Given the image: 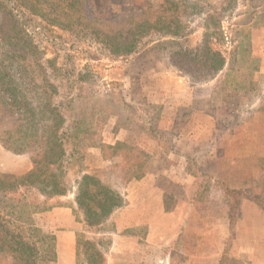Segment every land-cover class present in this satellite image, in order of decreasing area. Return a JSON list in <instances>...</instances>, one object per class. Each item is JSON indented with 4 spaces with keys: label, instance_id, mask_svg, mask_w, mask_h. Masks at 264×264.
I'll list each match as a JSON object with an SVG mask.
<instances>
[{
    "label": "rangeland",
    "instance_id": "obj_1",
    "mask_svg": "<svg viewBox=\"0 0 264 264\" xmlns=\"http://www.w3.org/2000/svg\"><path fill=\"white\" fill-rule=\"evenodd\" d=\"M173 2L87 0L82 11L73 14L72 27L55 26L50 31L43 27V34L34 37L45 49V58L54 57L56 64L76 71L86 67L92 76L90 84L85 83L86 94L71 102V120L83 131L81 169L65 165V182L72 187L80 171L94 174L117 189L129 205L124 212L122 207L115 210L98 230H86L72 212L71 192L48 200V209L35 214L34 222L46 234H53L48 231L56 220L60 223L55 228H65L66 217L74 223L70 264H82V256L76 255L81 234L99 242L106 264L112 238L117 237L115 228L132 221L138 224L139 245H144L146 226L153 221L150 241L155 247L169 244L171 264H194L196 257L215 255L211 253L217 249L206 264H264V0H238L234 10H224V0H199L201 12H213L220 22L217 40L210 28L204 32L207 21L201 13L171 8L165 12ZM147 9L151 20L180 16L186 22L181 31L187 36L172 46L151 33L136 43L135 52L123 56L110 54L99 43L100 34L107 42L129 40L126 26L120 31L123 35L114 36L123 26L117 28L118 21L128 11L144 17ZM6 18L0 10L3 32L11 25ZM108 26L114 31L106 30ZM98 29L102 33L94 32ZM22 30L36 31L26 25ZM198 48L202 52L210 48L225 59L222 70L210 80L194 78L195 70L191 75L182 73L169 60L174 49L194 54ZM55 80L49 78L51 83ZM20 119L0 94V176L7 178H17L32 167L29 155L14 154L3 146L7 131ZM20 167H27L26 172L16 173ZM138 168L142 177L126 181L124 173L133 176ZM54 208H66L68 213ZM153 212L158 213L154 220L149 218ZM56 244L55 237L44 264L57 262ZM145 250L148 264L164 258L163 249ZM0 264L17 261L0 253Z\"/></svg>",
    "mask_w": 264,
    "mask_h": 264
},
{
    "label": "trees",
    "instance_id": "obj_2",
    "mask_svg": "<svg viewBox=\"0 0 264 264\" xmlns=\"http://www.w3.org/2000/svg\"><path fill=\"white\" fill-rule=\"evenodd\" d=\"M224 1V10H234L238 2ZM86 2L0 0V10L11 23L4 32L0 28V94L21 116L19 123L7 131L3 146L14 154L29 155L32 165L17 178L0 176V253L11 255L17 264H44L45 257L55 247L54 235L43 233L34 222L35 214L48 209V200L60 199L71 192L72 212L86 230H98L115 210L125 205L121 193L94 174L80 171L81 176L72 187L65 182V165L81 169L79 134L83 131L71 120V102L86 94L89 86L85 83L90 84L92 76L86 67L76 71L71 66L56 64L54 57L45 58V49L34 40L35 35L43 34V27H50L49 31L55 26L72 27L73 14L82 11L80 6ZM169 9L183 13L191 9V13H201L207 21L203 25L204 32H209L210 28L212 37L221 39L217 16L208 10L201 12L199 0H174L165 12ZM142 16L137 18L128 11L122 21H118L117 28L123 26L116 34L114 32V36L123 35L120 31L126 26L127 30L129 28L126 42H107L108 38L100 34L96 35L99 43L105 44L110 54L123 56L135 52L136 43L151 33L160 35L172 46L180 44L187 36L181 31L186 22L180 16L168 20L159 15L151 20L153 16L149 9ZM32 21L34 26L30 25ZM209 22L213 24L211 27ZM24 25L35 28V33L22 30ZM106 30L114 31L110 26ZM207 36L205 34L204 38ZM201 50L198 48L192 54L191 51L174 49L168 57L180 72L191 75L195 70L194 78L210 80L222 70L225 59L210 48L205 52ZM50 77L56 79L54 83L49 81ZM137 172L129 177L128 171L125 172L126 181L141 178L140 168ZM79 236L76 255L82 256V264H104L99 242L83 239L82 234Z\"/></svg>",
    "mask_w": 264,
    "mask_h": 264
},
{
    "label": "crops",
    "instance_id": "obj_3",
    "mask_svg": "<svg viewBox=\"0 0 264 264\" xmlns=\"http://www.w3.org/2000/svg\"><path fill=\"white\" fill-rule=\"evenodd\" d=\"M4 155H8V157L12 156V153L6 151V150H2L1 152ZM10 155V156H9ZM9 166V165H8ZM15 167V166H14ZM23 168H18L16 169V173L20 172V174H23L24 172H26L27 167L22 170ZM128 201V200H127ZM129 202V201H128ZM126 205V207H125ZM125 205L122 207L121 212L126 211L129 208V205H127L125 203ZM60 211L59 213H62L61 211H64V214L68 213V209L66 208H54L53 210H57ZM53 213H58V212H53ZM52 213V214H53ZM152 216V220H154L157 216L158 213L153 212L149 214V218ZM172 214H166L165 217H171ZM58 222V223H57ZM60 223V220H56V223H54L55 226H58V224ZM74 223H72L71 221L68 220V218L66 217L65 219V228H59L56 227L58 229L54 227H51L50 230L48 232H52L55 237H56V249L55 252L58 254L57 258H56V263L54 262V264H65L66 262H68L67 264H70V253L71 250L74 249V240H75V236L74 233L72 231V228H74ZM140 225V224H139ZM179 224H176L175 226H178ZM138 224L135 221L132 222H128V224L123 225V226H117V228H115L117 237L112 238V239H117V242L115 243L114 240V246H112L110 248V251L108 254H106V264H113L114 261L117 262H123V264H148L149 262V253L145 250L146 249H153V250H157V251H163L165 252L164 254V258L160 259L158 258L157 263L159 264H171L170 258H171V251L172 249L168 247V245L166 246H157L155 247V243H152L150 241L149 238V234L151 233V230H153L154 228V223L152 222H148L147 226H146V230H147V235L145 237V242L144 245H139V240H142V238L137 236V232H136V228H137ZM146 243V244H145ZM116 247V248H115ZM144 248V249H143ZM213 250V249H211ZM113 251L115 252V254H113ZM218 249L216 250V252L214 251L211 254H217ZM215 254V255H216ZM215 255H208L205 257H198L195 258V262L194 264H206L205 261H210V259H213L215 257ZM135 260V261H134ZM139 260V262L137 261ZM135 262V263H134Z\"/></svg>",
    "mask_w": 264,
    "mask_h": 264
}]
</instances>
